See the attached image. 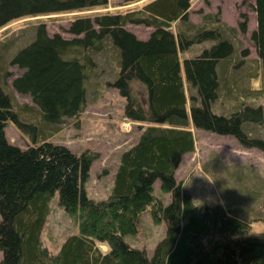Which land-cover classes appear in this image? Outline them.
<instances>
[{
  "label": "trees",
  "instance_id": "1",
  "mask_svg": "<svg viewBox=\"0 0 264 264\" xmlns=\"http://www.w3.org/2000/svg\"><path fill=\"white\" fill-rule=\"evenodd\" d=\"M139 1L0 0V29L23 18ZM193 1L146 0L93 18L75 16L68 28L76 36L72 39L49 36L42 23L35 27L33 39L11 54L12 41H2L0 264H264V237L250 234L246 222L229 215L221 204L197 206L176 181L182 156L194 150L191 124L205 132L232 136L241 146L264 155V138L246 130L264 124V104L253 106L248 93H243L244 98L233 93L232 76L227 73L233 44L217 27L218 14L208 15L210 26L188 21ZM253 10L256 28L250 38L264 65V0H255ZM242 17L238 30L245 33L246 18ZM127 24H143L153 31L139 39L125 28ZM208 40L217 42L203 47ZM106 42L116 51L118 72L105 84L124 98V116L141 129L135 144L119 156L109 194L96 200L86 195L84 183L97 154H76L64 145L34 139L38 140L43 126H56L83 111L85 82L97 67L93 55L103 52ZM195 45L203 48L193 56L185 55ZM7 65L23 71L11 86L28 94L36 109L18 105L6 92L11 74ZM188 89L194 92L188 94ZM255 92L260 95L259 89ZM221 96L225 99L219 102L222 109L225 101L233 100L227 113L214 110ZM23 116L28 120H22ZM9 121L18 131L29 132L35 144L22 149L10 143L4 134ZM156 181L170 195L166 205L153 195ZM55 192L58 204L77 225L57 253L40 241ZM146 210L154 221L163 219L166 224L151 257L123 240L136 232L137 219Z\"/></svg>",
  "mask_w": 264,
  "mask_h": 264
},
{
  "label": "rangeland",
  "instance_id": "2",
  "mask_svg": "<svg viewBox=\"0 0 264 264\" xmlns=\"http://www.w3.org/2000/svg\"><path fill=\"white\" fill-rule=\"evenodd\" d=\"M107 1L108 4H113L122 0ZM145 1L141 0L127 6H108L104 9L19 19L0 29V44H3L2 41H12L9 53H15L33 39L35 27L42 23L49 36L59 34L65 39H72L76 36L70 34L68 28L70 20L75 16L93 18L94 14L126 9ZM254 4L255 0H195L191 3L188 21L194 25L210 26L212 18H207L208 15H219L217 27L220 31L224 29V36L234 47L233 58L231 57L229 62L227 60V73L232 76L230 87L234 94L242 97L248 93L249 103L257 106L264 104V65L258 59L250 38L251 32L256 28ZM242 16L246 18L245 33L238 30V24L243 20ZM94 27L97 28L95 25ZM125 28L140 39L148 38L153 31L152 27L143 24H127ZM229 28L236 31L232 33L226 30ZM216 42L208 40L201 45L208 48ZM199 47L193 46L185 55L197 54L203 48ZM243 51H246L245 57L242 56ZM93 56L97 67L85 82L87 92L83 111L75 118L63 119L62 123L56 126H43L38 140H34L37 141L35 143L47 141L61 144L76 154L83 151L97 154V158L91 164L84 189L89 198L98 200L106 198L109 194L119 156L123 150L135 144L141 128L124 116V98L116 89L105 84L107 80L112 81L118 72L116 51L106 42L105 50ZM6 67L11 73L7 78L6 92L11 94L18 105L36 109L28 94L16 92L11 86L12 80L23 71L12 65ZM224 88L226 87L222 89ZM257 89L260 95L255 96ZM193 92L194 90H187L188 94ZM223 100H225L223 96L217 100V107L214 109L216 112L227 113L231 109L229 103L233 101L232 99L229 102L225 101L228 105L224 103L225 107L220 108L219 102ZM22 120L28 119L25 120L23 116ZM190 130L195 140L194 150L182 156L181 163L175 171L176 181L181 183L182 189L190 194L197 206L221 204L229 215L246 222L250 234L264 237L262 152L241 146L232 136L205 132L192 124ZM246 130L253 137L264 138V124L247 126ZM4 134L10 143L22 149L35 144L30 133L18 131L12 121L5 125ZM153 195L164 205L170 200V195L159 188L158 181L154 184ZM165 229V221L163 219L154 221L150 211L146 210L137 219L136 232L125 235L123 240L133 248L144 250L146 255L151 257L159 241L164 237ZM76 231V223L58 204V194L55 192L50 199L49 213L40 235L42 245L57 253L64 238Z\"/></svg>",
  "mask_w": 264,
  "mask_h": 264
}]
</instances>
